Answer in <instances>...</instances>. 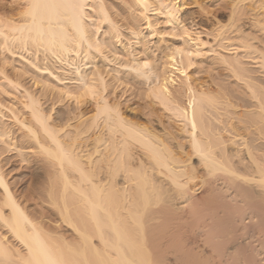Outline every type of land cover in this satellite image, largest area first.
<instances>
[{
    "label": "bare ground",
    "instance_id": "6f19581e",
    "mask_svg": "<svg viewBox=\"0 0 264 264\" xmlns=\"http://www.w3.org/2000/svg\"><path fill=\"white\" fill-rule=\"evenodd\" d=\"M90 1L92 2V0H18L14 7L10 5L3 10L0 8V49L7 52V57L9 54L18 57L26 69L36 72L39 78L35 74H32L35 77L31 78L35 86L41 84L40 77L48 75V79L51 77L53 80L52 83L50 82L52 85L49 83L52 87L50 89L56 91L57 98L63 97L64 101L66 98L70 99L75 105L77 104V108L78 105L83 106L90 110V113L91 110L95 111L88 118V111L85 110L87 112L85 117L88 119L84 122L85 117H81L84 122L81 123V127L83 128L82 124H85L84 129L78 130L79 127L75 125L77 130L74 128L76 130L74 132L71 129L72 135L71 131H68L69 134L64 131L62 135L60 132L64 127L50 123L52 109L49 113L44 112L40 106L39 96H36L34 91L31 92L26 87L22 88L20 81L15 80L16 76L12 79L7 75L8 73L4 74L9 85L18 91L21 99L23 98L19 102L23 104L28 116L19 117L17 111L10 108L13 118L9 120L16 123L19 128L25 129V134L21 136L24 139L15 141L8 137L10 133L4 128L5 125L1 121L3 115L0 111V144L6 146L1 153L18 149V153L21 154L22 147L25 148V152H33L31 145L38 150L42 155L41 162L48 163L49 168L56 175L58 174L61 180L62 206L60 207L62 208L57 209L62 219L68 222L69 227L72 226L70 232L73 237L71 240L58 238L63 244L61 246L58 240L51 236L52 234H47L38 219L29 216L24 206H21L0 164V225L4 227L8 236L13 237L24 247L25 251L22 253L18 247L11 249L3 234L2 237L0 236V264H168L171 260H173L172 264H177V261L184 259L185 251L193 250V245L198 242L195 238L197 235L198 238L201 234L209 238L212 236L210 234H213L212 238L216 239L214 231L219 233L220 230L222 231L220 234L223 233L222 235H226L227 238L222 239L223 236H220L224 240L220 241L223 251L220 253L221 258L217 259L218 263L212 264H225V258L223 259L222 256L227 254L234 258L236 254L242 252L238 253V246L248 242L243 239L247 232L253 233L259 230L264 232V193L249 188L250 185H247L249 176L243 175L245 172L242 175L238 174L235 172L237 168L235 170L233 167H231L233 169L228 168V165L224 164L225 161L218 160L216 152L219 150L216 151V148L220 140L218 143H213L208 133L209 127L215 128L220 121L215 118L217 124H211L212 121L209 119L211 121H207L211 124L209 126L204 115L210 110L209 106L214 104L216 107L215 104L220 101V96L224 95L229 102L232 94L231 96L241 105L243 103L244 106L251 108L239 116L241 119H246L245 130L254 127L256 133L260 135L259 138L264 141V35L254 34L256 30L245 31L240 21L246 12L248 14L250 11L255 12L253 25L259 27L258 33L260 30L264 32V0H223L217 5L214 4L216 7L213 5L215 7L212 9L213 13L215 12L213 18H211L212 11L210 17V10L208 11L202 4H198V10L190 11L189 0H133L131 3L128 2L129 4L125 3L126 6H121L124 8L114 10L115 12H110L101 0H93L98 4H96L97 14L95 9L93 10L97 23L89 19L90 15L87 14ZM246 2L249 4L248 7L245 6ZM151 14L158 15L165 27L170 29V35L175 38L181 37L182 42L166 47L160 66L154 64L155 59L151 61L143 58L154 50L146 40L155 31L149 16ZM101 26H106L107 31L112 33L121 53L106 50L105 40L100 39V34L98 35ZM160 34L156 32V35ZM254 39L259 43L249 42ZM235 44L233 53L237 52L236 49L249 48H252L253 53L257 52V59H260L259 67L262 69V71L256 69L259 75L246 74L241 67L234 66L233 62L239 63L238 58H231L225 51ZM206 47L218 56V62L220 60L230 72H233V76L245 83L247 93L242 91L243 93L240 94L236 91L235 95L229 94L226 87L219 82L220 84L216 83L214 87L217 94L214 92L213 95L208 93V90L200 88L201 85L198 87L192 82L193 77L188 74V67L193 65V57H202L205 54ZM1 69L0 66V72H3ZM45 79L42 82H45ZM132 88L144 92V104L142 103L144 107H141L148 110L141 111L144 116L155 111L156 106L166 111V115L164 112L163 115L171 124L168 127L169 122L166 121L168 122L166 135L157 133L158 131L151 129L154 127L148 126L147 123L150 122V125L152 120L144 119L148 121L145 125L121 114L118 102L116 100L117 103L113 102L114 94L117 91L126 94ZM110 94L114 95L110 96L113 99L109 97ZM223 100L225 102L226 99ZM237 101L233 102L238 106ZM78 112H75V115L74 112H71L73 115L66 114L67 118L64 119L66 126L77 114L80 117L85 113ZM143 113L142 115L136 113L137 117H142ZM163 115L158 116L159 120L164 117ZM137 117H135L136 121H138ZM156 122L159 125L160 121ZM163 123L161 121L160 124ZM229 128H227L229 132L235 130L232 126V130ZM88 132L89 135L94 133L93 137L90 136L93 138L92 142L90 140L89 143L87 141L81 143L79 137ZM65 136L71 141L70 143L66 142ZM78 138L81 141L77 142ZM178 138L188 140L189 148L181 144L183 141ZM171 139H178L179 141H175L179 146L183 145L182 149L185 146L186 152L189 151L188 154L197 156L199 162L208 168L206 171L210 178L202 177V184L197 187L196 193L201 192L200 196L194 193L190 186L197 177L194 174V167L181 162L180 157L176 158L174 151L179 146H175L173 150ZM74 142L83 144L76 143L78 147L81 145L83 150V146L87 148L89 145L91 149L79 155L75 151ZM220 144L222 145V141ZM100 145H104L103 148ZM247 145L246 149L251 153ZM222 147L225 149L226 146H221L220 153L226 151ZM252 149L262 150L263 154L260 155L264 156V143ZM222 155L219 154V157ZM260 163L254 162L255 166L244 163V167L248 169L254 167L259 174L257 180L264 183V168ZM216 169L226 171L223 173L225 175L221 173L222 176L218 177ZM67 192L70 194L69 200L66 199ZM252 196H259L260 201H257L258 198L254 199L255 197L253 198L255 201L251 200L253 206L256 201L258 204L254 209L251 207L252 211L247 213L248 216L244 221L242 210ZM5 209L8 210L6 214ZM218 226L223 227L224 230ZM187 233L192 236L186 237ZM189 234L187 236H190ZM239 234H242L240 236L243 243L238 239ZM199 240H202L199 243L202 251L203 248L206 249L204 245L212 243L206 238ZM259 241L261 244L264 239ZM246 246L247 244L243 246L245 250L248 247ZM248 250L246 252L253 254L252 257L255 256L254 260L258 262L249 257L248 253L247 256L242 252L243 255H240L242 258L244 255L247 256H244L243 264H250L251 260H253L251 264H262L264 248L252 249L253 253L251 248ZM188 252L185 255L187 257ZM195 253L190 258L191 262H186L185 259L184 264H209L211 258H207L208 254L199 256ZM235 258L237 259V256Z\"/></svg>",
    "mask_w": 264,
    "mask_h": 264
},
{
    "label": "rangeland",
    "instance_id": "374dc122",
    "mask_svg": "<svg viewBox=\"0 0 264 264\" xmlns=\"http://www.w3.org/2000/svg\"><path fill=\"white\" fill-rule=\"evenodd\" d=\"M18 1V0H17ZM17 1L16 0H0V8L3 10V9H6V8H8V7H10V5H11V7H14L15 5H16V3H17ZM20 1V0H19ZM133 0H101V2H103L104 3V5H106V8L110 11V12H115V11H117L118 10V8L120 9V8H124V7H121V6H126V4L125 3H127V4H129V3H131ZM150 1H152V0H150ZM190 1V3H189V10L190 11H196V10H198L199 8H197V7H199V5L198 4H202L203 5V7L204 8H206L208 11H209V16L211 17V13H212V17L211 18H213L214 16V13H213V10L212 9H214L216 6L215 5H217L218 3H220L221 1H223V0H189ZM191 1H192V3H191ZM195 1H196V3H195ZM129 2V3H128ZM97 2L96 1H93L92 0V2L90 1L89 2V4H88V7H89V5H90V7L87 9V14H88V16H89V19H91V20H93V22H96L97 23V20H95L96 19V15L94 14V12H93V10L95 9V13L97 14ZM215 4V5H214ZM9 5V6H8ZM14 5V6H13ZM215 7H214V6ZM248 2H246L245 3V6H247L248 7ZM5 6V7H4ZM7 6V7H6ZM4 7V8H3ZM213 7V8H212ZM91 8V9H90ZM115 10V11H114ZM212 11V12H211ZM211 12V13H210ZM253 13H255V12H249V14L246 12L245 14L246 15H243L242 16V18H241V23H243V28L245 29V31H250V32H252V30H253V32L256 30V33H254V34H257V35H260V34H262V35H264V32L263 31H261L260 30V32L258 33V30H259V27H257V26H254L253 25V22H254V18H255V15L253 14ZM251 14V15H250ZM150 16V19H151V21H152V25L154 26V29H155V31L153 32V35L152 36H148L147 37V41L149 42V44H150V46H152V49H154L153 50V53L152 52H149L148 53V55L147 54H144V55H147V56H144L143 58H148V59H150L151 61H153L154 59V61L153 62H155L154 64H158L157 66H160V64H161V62H162V56H163V52H165L164 50H166V47L168 48V47H171L173 44H181L182 42H181V37H172L171 35H170V33H169V28L168 27H165V25L163 24V21H162V19L161 18H159L158 17V15H156V16H154V15H149ZM143 22V21H142ZM96 23H94V26H95V24ZM246 25H245V24ZM251 29V30H250ZM102 31H103V33H102ZM105 31V32H104ZM143 31H146V29H143ZM102 34H101V33ZM156 32H158V34H159V32L161 33L160 35H156ZM169 33V34H168ZM100 34V35H99ZM98 35H99V38L100 39H102V40H105L104 42V44H105V46H107L106 47V50H112L113 52H117V53H121V49H120V47L117 45V41L115 40V38H113L112 37V33H110L109 31H107V28H106V26H101L100 27V29H99V32H98ZM261 35V36H262ZM111 36V37H110ZM209 38H211V36H209ZM107 40V41H106ZM110 42V43H109ZM249 42H252V43H256L257 41L254 39L253 41L251 40V41H249ZM234 43V42H233ZM257 43H259V42H257ZM256 43V44H257ZM107 44V45H106ZM117 45V46H116ZM111 46V47H110ZM236 46V44L235 45H233V46H231V47H229V52L228 51H225L226 52V54H228L231 58H234V57H237L238 59L237 60H239L238 62V64H236V62H233V64H234V66H236L237 65V67L238 68H242V70H245L244 72L246 73V74H249V75H252V76H254V75H259L258 73H257V68L259 69V71H262V69L259 67L260 66V59L258 58L257 59V52H255V53H253L254 51H252V48H249V49H247V50H245V49H236L235 51H237L236 53H233L234 51V47ZM109 48V49H108ZM118 48V49H117ZM206 49H207V51L205 52V54L204 55H202V57L200 56V57H193L192 58V60H193V65H191V66H189L188 67V74L191 76V78H192V82L194 83V84H196V86H200L201 85V87L200 88H202L203 90H208L209 92L208 93H210V94H215L216 92L214 91V87H216V83H219V82H221L223 85H224V87H226V91L229 93V94H231V93H233L234 95L235 94H237V92L238 93H240V92H242V91H244V93H247V89H246V87H244V85H245V83L244 82H241V80L239 81V79L238 78H236L235 76H233V72L231 71L230 72V69L229 68H227V67H225V64L223 63L222 64V62H220V60H219V62H218V59L219 58H217L218 56L213 52V51H211V50H208V47H206ZM233 49V50H232ZM244 50H245V52H244ZM152 51V50H151ZM155 51V52H154ZM249 51V52H248ZM107 52V51H106ZM245 53V54H244ZM248 53V54H247ZM11 54H9L8 55V57H7V52H5L4 50H1L0 49V66L2 67V71L3 72H0V73H2V75L0 74V111H1V113H2V115H3V117H2V119H1V121H2V123L5 125L4 126V128L6 129V130H9V133L10 134H8V137L9 138H13V140H15V141H18V140H23L24 138H22L23 136V134H25V129H22V128H19V126L16 124V123H14V122H12L11 120H9V118L11 119V118H13L12 117V113H11V111H10V108H12L16 113H18V115H19V117H27L28 115H26L27 114V112H26V110H25V108H24V106H23V104L21 103V102H19L20 100H23V98L21 99L20 98V95H18V91L14 88V87H11L10 85H9V83H8V81H6V79L4 78L5 77V75L7 74L9 77H11L12 79L13 78H15V76H16V79L15 80H18V81H20L19 83L22 85V88L24 87H26V88H28L31 92H33L36 96H39L38 98H39V100H40V106H41V109L42 110H44V112H46V113H49L50 111H51V109H52V111H51V121H50V123H53V124H55L56 126H59V127H64V129H63V131L62 132H60V134H62V135H64L63 133H64V131L66 132V133H68L69 134V132L71 131L72 132V130L71 129H73V131L75 132L77 129L79 130L80 128L81 129H84L85 127H84V125L82 124V126H83V128L81 127V123H84L90 116L89 115H91V114H93V112H95L94 110H91V113H90V110H87V109H85L83 106H79L78 105V108H77V104L75 105L74 104V102H72L70 99H65V101L63 100V97H61V96H59V97H61L60 99H62V101L59 99V98H57V95H56V91H52V89H50V88H52L51 86H49V83L51 82V80H52V78L49 80L48 79V75L47 76H45V75H43L44 77H40V80H42V81H44L43 79H45L46 81L45 82H42L41 81V84L40 83H38L37 84V86H35L34 84H33V81H32V79L31 78H33V77H38L37 76V74H36V72H32L30 69H26V66H24V64L22 65V61L18 58V57H16V56H12V58H11V56H10ZM243 57V58H242ZM17 60V61H16ZM19 60V61H18ZM161 60V61H160ZM8 64H7V63ZM13 62V63H12ZM241 62V63H240ZM17 63V64H16ZM196 63H198V64H196ZM240 64V65H239ZM243 64V65H242ZM3 65V66H2ZM16 67V68H14V67ZM24 66V67H23ZM254 66V67H253ZM23 67V68H22ZM20 68H22L21 70H19ZM244 68V69H243ZM16 71H15V70ZM23 69H24V71H23ZM225 69V70H224ZM13 70H14V72H13ZM19 70V72L20 71H22L21 73H17V71ZM29 70L32 72H30V74H29ZM247 70V71H246ZM251 71V73L249 72V71ZM256 70V71H255ZM5 72V73H4ZM23 72H25V73H23ZM28 72V73H27ZM257 74H256V73ZM5 74V75H4ZM22 74H24V75H26V74H28V75H26V76H23ZM32 74H35V76L34 75H32ZM215 74V75H214ZM254 74V75H253ZM11 75V76H10ZM33 76V77H32ZM19 79H18V78ZM195 77V78H194ZM39 78V77H38ZM236 78V79H235ZM216 79V80H215ZM224 79V80H223ZM52 82H53V80H52ZM51 82V83H52ZM50 83V84H51ZM43 84H45V85H43ZM220 84V83H219ZM221 84V85H222ZM43 85V86H42ZM52 85V84H51ZM72 86V85H71ZM204 86V87H203ZM210 86V87H209ZM46 87V88H45ZM48 87V88H47ZM207 87V88H206ZM235 87V88H234ZM72 88V87H71ZM213 88V90H211ZM240 88L242 89V90H240ZM230 89H231V91H230ZM238 89V90H237ZM246 91H245V90ZM5 91V92H3V91ZM16 90V91H15ZM130 90H132L133 92H131ZM129 90V92L127 91V93L125 94V93H123L122 91H117V89H116V91H117V93L116 92H113V94L114 93H116V94H110L109 95V97L110 96H114V98L115 99H113L112 97H110L111 99H113L112 101L113 102H118V108L120 109V112H121V114L123 115V116H126V118L128 117V118H130L131 120L133 119L135 122H138L139 123V121L140 122H142V124H145V123H147L148 121H151L152 120V122H151V124L149 125V123L150 122H148L147 124H148V126L151 128V127H154V128H151V129H153V131H155V132H157V133H160V134H162V135H166V132H168V127H170V122L168 121V120H165V119H168L166 116H164V115H166L165 113H166V111H164V110H162V109H159L158 108V106H156V108L157 109H159V110H157V109H155V111L153 110L152 112H151V114H149V115H153L152 113H156L157 112V114L159 113L158 111H160V113L157 115V114H155L154 113V116H152V118H155V119H152L151 118V116H149L148 114L147 115H145L144 116V113L143 112H141V111H145V110H147V109H143L142 107H144V92H142L143 90H139L141 93H139V91H136V88L135 89H130ZM138 90V89H137ZM211 90V91H210ZM232 90L234 91V92H232ZM50 91H52V92H50ZM213 91V92H212ZM237 91V92H236ZM119 92V93H118ZM130 92H131V94H130ZM135 92V93H134ZM215 92V93H214ZM9 93V94H8ZM16 93H17V95H16ZM55 93V94H54ZM122 93H123V95H122ZM136 93H137V95H136ZM139 93V94H138ZM243 93V92H242ZM121 94V95H120ZM127 94H128V96H127ZM217 94V93H216ZM241 94V93H240ZM43 95V96H42ZM56 95V96H55ZM118 95V96H117ZM130 95V96H129ZM212 95V96H213ZM232 95V94H231ZM230 95V100H229V102L231 101V98H233V96H231ZM16 98H15V97ZM125 96H127L126 98H125ZM134 96V97H133ZM54 97H56V98H54ZM118 97V98H117ZM123 97V98H122ZM224 97V98H223ZM223 97H221L220 96V101H221V103H220V101L218 102V103H216L215 104V106L216 107H214V104L213 105H211V107L209 106V108H210V110L209 111H206V113H205V115L207 116H205L204 115V118L206 119V122L208 121V122H211L212 121V123L211 124H213V123H216V122H218V121H224L225 123L223 124V123H220V122H218V124L216 125V124H214V125H216V127L214 128L215 130H217V131H213V128L212 129H210V127H212V126H210L211 124L210 123H208L209 124V133H208V136H209V139L210 140H212V142L213 143H218V141H219V144H218V148H216L217 150L216 151H218V152H216V155H217V157H218V160L220 159V161L221 162H223V161H225L224 162V164H226V166L228 167V168H231V167H233V168H231V169H233V170H235L236 168V170H235V172H237L238 174H243L244 172V174L243 175H245L246 177L247 176H249V177H247V178H249L248 179V182L247 183H249V184H247L248 186H249V188L251 187L254 191H256L257 190V192L259 191H261L260 193H264V183L263 182H260V180H257L258 179V176H259V174L257 173V171H255L254 169V167L253 166H255L253 163L254 162H257V163H260V165H262L261 167L262 168H264V162H262V161H264V156H262V155H260V154H263L261 151L262 150H260V151H258V150H253L252 149V147H254V146H257V145H259V144H263L264 143V141H262V139H260L259 138V136L260 135H258L257 133H256V131L254 130V127H251V128H249L250 130H245V126H247V124H246V122H245V120L246 119H241V117H239L240 115H242L244 112H246L247 110L249 111V110H251V108L250 107H247V106H244L243 105V103H242V105L240 104V102L239 101H237L236 99H234L233 98V100H232V102L235 100V102L237 101L239 104H238V106L236 105L237 103H235V102H230V104L232 105H229V102H227L228 101V99L223 95ZM15 98V99H14ZM117 98V99H116ZM120 98V99H119ZM140 98V99H139ZM143 98V99H142ZM19 99V100H18ZM57 99V100H56ZM135 99V100H134ZM223 99H226L225 100V102H224V100ZM59 100H60V102H59ZM69 100V101H68ZM116 100V101H115ZM118 100H120V101H118ZM57 101V102H56ZM64 101V102H63ZM72 102V103H71ZM116 102V103H117ZM121 103V104H120ZM143 103V104H142ZM43 104V105H42ZM226 104V105H225ZM53 105V106H52ZM13 106H15V107H13ZM142 106V107H141ZM235 106V107H234ZM76 107V108H75ZM229 108V109H228ZM75 111H74V110ZM80 109V110H79ZM69 110V111H68ZM70 110H72V111H70ZM82 110V111H81ZM84 110V111H83ZM88 111V113L86 112V111ZM237 110V111H236ZM79 111V112H78ZM85 112V113H83V115L82 116H80L79 117V114H77L73 119H70L69 121H68V123L70 124V126H69V124H68V126H66L67 124L65 123V121L66 120H64V119H66L67 118V115H68V113L70 114L71 112H74V115L78 112V113H80V114H82L81 112ZM140 111V112H139ZM148 111V110H147ZM216 111H217V113H216ZM20 112V113H19ZM67 112V113H66ZM76 112V113H75ZM163 112H164V115H163ZM210 112V113H209ZM212 112V113H211ZM234 114H233V113ZM86 113H87V117L88 118H86L85 116H86ZM133 113H135V114H133ZM136 113H138L139 115L141 114L142 115V113H143V116L142 117H137V114ZM148 113V112H147ZM22 114V115H21ZM67 114V115H66ZM72 115H73V113H71ZM85 114V115H84ZM132 114V115H131ZM164 116V117H166V118H162V119H164V120H162V119H160L159 120V118L160 117H162V115ZM209 114V115H208ZM216 114H217V116H216ZM219 114V115H218ZM53 115V116H52ZM136 115V116H135ZM156 115V116H155ZM161 115V116H160ZM71 116V115H70ZM77 116H78V118H77ZM83 116L85 117V119H84V122H83V120H82V118H83ZM158 116H160V117H158ZM216 116V117H215ZM234 116V117H233ZM239 118H238V117ZM63 117V118H62ZM82 117V118H81ZM135 117H137V120L138 121H136L135 120ZM144 117V118H143ZM209 117V118H208ZM138 118H140V119H138ZM143 118V119H142ZM149 118V119H148ZM218 120H216V119ZM232 118V119H231ZM7 119V120H6ZM144 119H147L148 121H146V120H144ZM209 119H211V121L209 120ZM214 119H215V121H214ZM234 119V120H233ZM82 121V122H80L79 123V121ZM160 121V123H161V121H162V123H163V121H164V123H163V125L162 124H160L159 123V125H158V123L156 122V121ZM0 121V122H1ZM166 121H168V122H166ZM230 121V122H229ZM233 123H232V122ZM79 123V124H78ZM167 123L169 124V126L167 125ZM66 124V125H65ZM147 124H145V125H147ZM230 124H232V125H230ZM66 127H65V126ZM75 125H77V127H79V128H75ZM223 125V126H222ZM230 125V126H229ZM74 126V127H73ZM163 126H164V128H163ZM166 126V127H165ZM168 126V127H167ZM222 126V127H221ZM231 126H232V129H234L235 128V130L234 131H230L229 132V130H227V128H229L230 130H232L231 129ZM69 127V128H68ZM71 127V128H70ZM218 127H221V128H218ZM225 127V128H224ZM227 127V128H226ZM234 127V128H233ZM74 128L76 129V130H74ZM167 128V130H165ZM217 128V129H216ZM155 129V130H154ZM156 129H158V130H156ZM163 129H164V131L165 132H163ZM170 129V128H169ZM223 129V130H222ZM226 129V130H225ZM237 129V130H236ZM67 130V131H66ZM171 130H173V128L171 129ZM13 131V132H12ZM69 131V132H68ZM238 131V132H237ZM248 131V132H247ZM250 131V132H249ZM228 132V133H227ZM217 133V134H216ZM237 133H239L240 135H241V137H240V135L238 134L237 135ZM248 133V134H247ZM251 133V134H250ZM71 135L73 134V132L72 133H70ZM90 133L88 132V134H81V136L76 140L77 142L78 141H81V143H85L86 141H87V143H89L90 142V140L91 139H93L92 137V135H94V133L92 134L91 133V135H89ZM234 134H235V136H234ZM87 135V136H86ZM89 135V136H88ZM22 136V137H21ZM84 136V137H83ZM86 136V137H85ZM90 136H92L91 138H90ZM87 137H89V138H87ZM167 137V136H166ZM222 137V138H221ZM67 140H66V139ZM228 138H233V140L231 139H228ZM235 138H236V140H235ZM243 138V139H242ZM64 139L66 140V142H71V141H68L69 139H68V137H64ZM85 141H84V140ZM179 139V138H178ZM177 139V140H178ZM171 140H172V142H171ZM171 140H169L170 142H171V144H172V149L174 150L176 147H177V145L179 146V144H178V142L176 143V141L174 140V139H171ZM180 140V139H179ZM178 140V141H179ZM254 140V141H253ZM180 141H183V142H181V144H183V145H187V144H189L186 140H180ZM221 141H222V145L220 144L221 143ZM225 141V142H224ZM237 141V142H236ZM77 142H74L75 144H73L74 145V148H75V151H76V153H78L79 155H83V153L85 154V153H87L88 151H87V149L88 150H90L91 148H89L90 147V145L86 148L85 146H83L84 147V150L86 151H84L83 150V148H82V146L81 145H83V144H81V143H77ZM91 142H92V140H91ZM227 142V143H226ZM249 142V143H248ZM252 142V143H251ZM263 142V143H262ZM76 143H77V145H79V144H81L79 147L76 145ZM236 143V144H235ZM24 144H25V142H24ZM226 144V145H225ZM248 144V145H247ZM254 144V145H253ZM3 144H0V157H1V162H0V164H1V166H2V169H3V174L5 175V178H6V180L8 181V184H10V187L12 188V190L14 191V193H15V195H16V198H18V201L20 200V203H21V206H24L23 208L25 209V211L27 212V214L29 215V216H32V217H34V218H36V219H38V221L40 222V225H42V227H43V229L46 231V232H48L47 234H49V235H51L53 238H55L56 240H58V242L60 243V245L62 246L63 244L61 243V241H59V239L61 240V239H63V237H64V239L65 238H67V239H65V240H71V238L73 237V235H72V231L70 230V227H72V226H70L69 227V225H68V222L63 218L62 219V217H61V215H59V210L57 209L58 207H59V209L60 208H62V207H60V206H62V202H60L61 201V197H60V191H61V180L59 179V176H58V174L56 175V173H54L53 171H52V169H50L49 168V164L47 163H42L41 162V158H42V155L38 152V150L34 147V146H32L31 145V147H32V151L33 152H25V148H23L22 147V149H20L21 150V154H19L18 153V149H15V150H8V151H6V152H3V153H1V150H3L4 148H6V146L4 147V145L2 146ZM76 145V146H75ZM85 145V144H84ZM183 145H181V146H179V147H177L176 149H175V151H174V155L176 156V158L178 157H180V161L181 162H184V163H186L189 167L190 166H192V167H194V174L197 176L196 178H195V180H194V182H192L191 184H190V186H191V188L194 190L193 192L194 193H196L197 191H198V189H197V187H199L201 184H202V180H201V178L202 177H204V178H207V177H209V175H208V171H206V170H208V168L203 164V163H200L199 162V159H198V157L197 156H194L193 154H188L189 153V151H187L186 152V148H185V146H184V150L181 148V147H183ZM246 145L247 146H249V149H250V151H251V153H249L248 152V150L246 149ZM25 146V145H24ZM102 148H103V146L104 145H100ZM176 146V147H175ZM221 146H226L227 147V149H228V151H227V149H226V147H225V149L222 147V149L223 150H226L225 152L224 151H222L221 153H220V151H221ZM251 146V147H250ZM77 147V148H76ZM81 147V148H80ZM175 147V148H174ZM186 147H188V145L186 146ZM2 148V149H1ZM80 148V149H79ZM100 148V147H99ZM101 148V149H102ZM180 148H181V150H180ZM189 148V147H188ZM188 148H187V150H188ZM77 149V150H76ZM35 150V151H34ZM79 150L81 151L80 153H79ZM83 150V151H82ZM184 152H183V151ZM246 150H247V152H246ZM177 151V152H176ZM83 152V153H82ZM176 152V153H175ZM180 152V153H179ZM183 152V153H182ZM227 152V153H226ZM183 155H182V154ZM185 153V154H184ZM220 155H222V153H224L222 156H220L219 157V154ZM230 153V154H229ZM248 153V154H247ZM178 154V155H177ZM188 154V155H187ZM229 154V155H228ZM252 156H251V155ZM185 155V156H184ZM41 156V157H40ZM188 156V157H187ZM250 156V157H249ZM3 157H5L6 159H4ZM83 158H84V156H82ZM227 157V158H226ZM19 158L21 159V160H19ZM188 158H189V160H188ZM249 158V159H248ZM263 159V160H262ZM183 160V161H182ZM187 160V161H186ZM259 162H258V161ZM186 161V162H185ZM190 161V162H189ZM230 161V162H229ZM243 162V163H242ZM229 163V164H228ZM244 163L246 164V163H250L251 165H253L252 167H253V169H251V168H246V166L244 167ZM206 167V168H205ZM244 167V168H243ZM210 169V168H209ZM240 169V170H239ZM252 171H255V173L254 172H252ZM45 170V171H44ZM248 170H249V172H248ZM199 171V172H198ZM251 171V172H250ZM207 172V173H206ZM216 173H218L217 175H218V177H220V175H221V173L223 174V173H226V171L224 172V170H222V169H220V170H218V169H216V171H215ZM204 174H205V176H204ZM247 174V175H246ZM254 174V175H253ZM216 175V174H215ZM223 175H225V174H223ZM232 175V174H231ZM230 175V176H231ZM222 176V175H221ZM234 176V175H233ZM233 176H232V178H233ZM252 176V177H251ZM51 177V178H50ZM217 177V176H216ZM217 177V178H218ZM235 177V176H234ZM210 178V177H209ZM212 178H213V176H212ZM236 178V177H235ZM254 178V179H253ZM256 178V179H255ZM49 181H48V180ZM52 181H51V180ZM236 179H238V178H236ZM235 179V180H236ZM234 180V179H233ZM239 180V179H238ZM237 180V181H238ZM201 181V182H200ZM257 182V183H256ZM50 183V184H49ZM263 183V184H262ZM60 185V186H59ZM262 185V186H261ZM59 186V187H58ZM253 186V187H252ZM250 188V189H251ZM69 191V190H68ZM263 191V192H262ZM52 194H51V193ZM69 192H67V194H68ZM199 193H201V192H199ZM199 193H196V194H198L199 196H200V194ZM55 194V195H54ZM70 194H68L67 195V197H66V199H70V196H69ZM48 196V197H47ZM49 196H51V198L49 197ZM255 196H252V198H250V203L249 202H247L246 203V206L244 207V209L245 208H248V209H243L242 210V214H243V216H244V221H245V219H246V217L248 216V214L247 213H250V211H252V208L254 209V206H256V204H258L257 203V201L259 202L260 201V198H259V196H257V197H255ZM248 198V199H249ZM257 199V201L256 202H254L255 204H254V206H253V202L252 201H255L254 199ZM68 199V200H69ZM252 200V201H251ZM52 201H54L53 203H52ZM247 201V200H246ZM56 202V203H55ZM68 203V202H67ZM57 204V205H56ZM248 204V205H247ZM59 205V206H58ZM57 206V207H56ZM242 207V208H243ZM252 207V208H251ZM237 209H240V208H237ZM264 210V209H263ZM248 211V212H247ZM243 212H245V213H243ZM4 213L6 214V213H8V210H4ZM30 213V214H29ZM247 214V215H246ZM62 220V221H61ZM42 223V224H41ZM223 227H224V225H222ZM226 226H228V225H226ZM219 228L221 227V226H218ZM223 227H221V229L223 228ZM264 229V228H263ZM218 230V229H217ZM222 230H224V229H222ZM71 231V232H70ZM249 231V230H248ZM222 231L220 230V232L218 233V231H217V233H216V231H214V237L216 238V239H213L212 238V236H213V234H210V235H212V236H209V238H207V237H203V236H205V235H203L202 236V234L200 235V238H198V236L199 235H197V237H195L196 238V240H198V242H196L193 246V250H187V251H185V254H184V259H182L180 262L179 261H177L176 263L177 264H184L185 262V259H186V262H188V261H190L191 259L190 258H192L193 257V255H194V253H195V255H201V256H203L204 254H205V256L207 255V258H211L210 259V261H209V264H212L213 262L214 263H218V260H219V258H221V252L223 251L222 249H223V245L222 244H220V241L222 242V241H224V240H222V239H226L227 237H226V235L224 236V235H222V234H220ZM224 232V231H223ZM246 232V231H245ZM252 231H249V232H247L248 234L246 235V237L244 236L243 237V239L245 238V240H247L246 242L247 243H243L242 241H241V236L240 235H242V234H239V238L238 239H240V241H241V243H243V246L244 245H246L247 244V250L248 249H250L251 248V252L253 251L252 249H256V248H259V249H261V248H264V241H263V239H264V232H263V230H259L258 232L257 231H255L256 232V234H255V232H253L252 234ZM65 233V234H64ZM250 233V234H249ZM261 233V234H260ZM4 234V236H5V238H7V245H9V247L11 248V249H16L17 247H18V250L19 251H21L22 253H24L25 251H24V247L22 246V245H20V243L17 241V240H15L13 237H11V236H8L9 234L8 233H6V230L4 229V227H2L1 225H0V236L2 237V235ZM189 233H187L186 234V237H191L192 236V234H189L190 236H187ZM224 234H225V232H224ZM217 235V236H216ZM258 235H260V236H258ZM56 236V237H55ZM60 236H62V237H60ZM223 236V238L221 239V237ZM248 236H252L251 238L250 237H248ZM262 236V237H261ZM194 237V236H193ZM255 237L257 238V239H255ZM4 238V239H5ZM59 238V239H58ZM184 238H185V236H184ZM201 238H206L207 240H209V241H211L212 243V245L211 244H209V245H207V246H205L204 245V247L206 248V249H204L203 248V251H202V247L200 246V242L202 241H200L199 239H201ZM220 238V240L218 241V239ZM249 238V239H248ZM254 238V239H253ZM214 240L215 242H213L212 240ZM242 239V240H243ZM253 241H252V240ZM6 240V239H5ZM259 240H262L263 242H261V244H260V241ZM208 241V242H209ZM216 241H218V243L216 242ZM256 243H255V242ZM245 242V241H244ZM250 242V243H249ZM254 242V246H252V243ZM240 243V244H241ZM250 245H249V244ZM218 245V247L216 246V245ZM219 244H220V247H221V245H222V248H220L219 247ZM239 244V245H240ZM258 244H260V245H258ZM197 245H198V247H197ZM256 245H258V247H256V248H254ZM209 246V247H208ZM243 246H238L239 248V250H238V253H240L241 251L244 253V254H246L247 255V253H248V255H249V257H252L253 256V254L251 255L249 252H246L247 250H245L246 248H244ZM249 246H251V247H249ZM261 248H260V247ZM200 247H201V249H200ZM211 247V248H210ZM219 248V250L217 251V248ZM242 247H243V250H241L242 249ZM253 247V248H252ZM208 248H210L209 250H208ZM212 248H214V249H212ZM197 249L199 250V251H197ZM201 250V251H200ZM212 250V251H211ZM244 250H245V252H244ZM189 251V252H188ZM213 251L216 253V255H215V253H213ZM248 251H250V250H248ZM186 252H188L189 254H187L188 255V257H189V259L187 260V256H185L186 255ZM193 252V253H192ZM236 252V251H235ZM241 252V253H242ZM198 253V254H197ZM210 253V254H209ZM236 254V256H237V259L234 257H229L227 254L225 255V256H222L223 257V259L225 258V264L228 262V264H232L233 262V264H243L244 263V261H243V258H244V256L245 257H247L246 255H244L243 256V258H242V256H240V255H243V254ZM253 253V252H252ZM203 254V255H202ZM214 254V255H213ZM263 254V256H264V252L262 253ZM190 255V256H189ZM219 255H220V257H219ZM223 255V254H222ZM212 256V257H211ZM230 259H228L227 257ZM215 257V258H214ZM240 257V258H239ZM255 257V256H254ZM254 257H252L253 258V260H254ZM216 259V260H215ZM218 259V260H217ZM229 260V261H227V260ZM233 259V260H232ZM253 260H251V261H253ZM183 261V262H182ZM231 261H233V262H231ZM251 261H250V264H251ZM254 261H257V260H254ZM179 262V263H178ZM191 262V261H190ZM189 262V263H190ZM258 262V261H257ZM172 264L173 263V260H171L168 264ZM253 263V262H252ZM175 264V263H174ZM255 264V263H254ZM262 264H264V261L262 262Z\"/></svg>",
    "mask_w": 264,
    "mask_h": 264
}]
</instances>
